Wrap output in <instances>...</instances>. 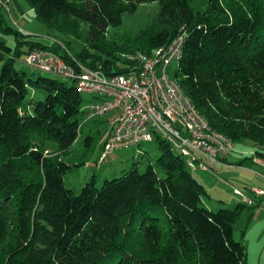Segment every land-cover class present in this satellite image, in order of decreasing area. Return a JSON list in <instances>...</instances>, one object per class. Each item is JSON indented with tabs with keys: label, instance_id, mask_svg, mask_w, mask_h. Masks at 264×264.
<instances>
[{
	"label": "trees",
	"instance_id": "1",
	"mask_svg": "<svg viewBox=\"0 0 264 264\" xmlns=\"http://www.w3.org/2000/svg\"><path fill=\"white\" fill-rule=\"evenodd\" d=\"M151 1L159 10L147 28L106 48L108 27ZM197 1L26 0L38 20L82 43L72 54L0 14V34L14 44L0 37V264H247L233 224L255 205L209 209L204 184L159 135L156 162L143 172L134 161L99 186L92 175L79 192L67 187L64 157L84 125L82 94L68 79L15 67L22 53L41 47L70 64L126 72L130 62L118 53L151 54L184 33L172 74L184 94L212 129L233 143L250 139L253 156L264 158V0ZM30 88L45 97L25 101ZM43 139L56 148H43Z\"/></svg>",
	"mask_w": 264,
	"mask_h": 264
},
{
	"label": "built area",
	"instance_id": "2",
	"mask_svg": "<svg viewBox=\"0 0 264 264\" xmlns=\"http://www.w3.org/2000/svg\"><path fill=\"white\" fill-rule=\"evenodd\" d=\"M184 38V33L179 34L151 54H124L130 62L126 72L105 74L74 58L70 64L56 52L40 47L27 54L25 63L68 79L81 94H89L91 99L81 108L84 121L108 117L101 160L115 149L139 146L159 135L186 158L192 172H209L233 150V142L209 126L170 74L169 67L181 57ZM254 192L256 196L264 194L261 189ZM233 193L252 203L241 189L233 187Z\"/></svg>",
	"mask_w": 264,
	"mask_h": 264
},
{
	"label": "rangeland",
	"instance_id": "3",
	"mask_svg": "<svg viewBox=\"0 0 264 264\" xmlns=\"http://www.w3.org/2000/svg\"><path fill=\"white\" fill-rule=\"evenodd\" d=\"M0 1L4 3V5H0L1 17L10 25L14 24L24 32L32 34L34 40L44 45H50L52 42H55L62 47L68 48L67 52L71 54L75 51H79L82 47V43L74 36L63 32V30L49 27L46 23L38 20L34 10L27 4L26 0H14L18 8V13L13 8H10L6 0ZM192 4L194 7L199 6L197 0H193ZM158 10L159 3L151 1L139 4L133 13L123 14L122 22L119 25L110 26L106 30V48L113 49L114 47L112 50L114 51L116 49L115 47L123 46L122 44H117L123 42L121 40L136 36L141 30L146 29L151 20L156 16ZM0 37L3 38L8 45H14L11 35L0 34ZM110 42H116L117 44ZM27 54H21L20 58L15 61V67L17 69H23L28 74L42 73L39 70H33L25 63ZM118 54L123 56L122 53ZM176 69L177 62H174L169 67L170 74H173ZM42 74L62 78L61 76L49 73ZM45 94L43 89L30 88L25 101H27L29 97L43 99ZM82 97L84 99L82 102L83 107L86 106L91 96L82 93ZM80 121H84L82 115H80ZM98 122V119L84 121L81 135L74 142L70 152L64 157L65 161L71 164V168L65 175V185L76 192H79L81 186L88 181L92 175H95L96 184L99 186L105 178L119 176L123 169L128 170L134 161L139 162L138 170L143 172L146 169L147 162L154 164L159 154L157 143L153 139L149 142H143L139 146H127L115 149L101 160V143L107 125L103 127L100 126ZM87 134L92 137L88 145H86L84 141ZM43 142L44 144L42 147L45 149L51 151L56 148L55 142L51 140L43 139ZM254 148V144L250 139H242L234 142L233 150L229 153L231 156L229 161L234 163L232 166L245 168L250 167L249 164H253L252 162H257L255 156H253ZM155 168L159 172L156 166ZM192 174L205 185L207 195L203 196V202L206 203L209 209L216 210L222 207L231 208L235 206L241 200V197L233 193V186L239 187V189L252 199V204L255 206L251 209L246 208L236 219L233 224V234L234 237L240 240L244 245L246 252L245 261L247 264H264V196L257 197L254 192V189L256 190L264 186H250L252 183L251 175L242 173V175L239 174L235 176L236 174H234L233 171L222 168H217L216 172L211 170L209 173L197 170L193 171ZM255 183L257 185L260 184L261 181L258 179ZM257 202H259V205H256Z\"/></svg>",
	"mask_w": 264,
	"mask_h": 264
},
{
	"label": "crops",
	"instance_id": "4",
	"mask_svg": "<svg viewBox=\"0 0 264 264\" xmlns=\"http://www.w3.org/2000/svg\"><path fill=\"white\" fill-rule=\"evenodd\" d=\"M6 1L8 2V5L10 6V8H13L18 13V8L16 7L15 1L14 0H6ZM1 18H3V17H1ZM98 121H99L98 123H99L100 126H103V127H105L106 125L108 126V117L100 118V119H98ZM230 158H231V156H230V154H228V156L224 160L225 162L223 164L214 165L212 167V170H214L215 172H216L217 168L230 170V171H233L234 174H236L235 176H237L239 174L242 175V173L243 174L247 173V174L252 176V178H251L252 179V183L250 184V186H256V187L264 186V158L255 157L257 162H252L253 164H249L250 167H245V168L233 167L232 164H234V163L229 161ZM237 163H240V162H237ZM253 170H255V171H253ZM202 172H208V171H202ZM258 179L261 181V183H260L261 185L260 184L256 185L255 181L258 180ZM237 188H239V187H237ZM257 189L264 190V187H262V188L260 187V188H257ZM252 190H253V188H252ZM262 196H264V194H262L261 196H257V197H262Z\"/></svg>",
	"mask_w": 264,
	"mask_h": 264
}]
</instances>
